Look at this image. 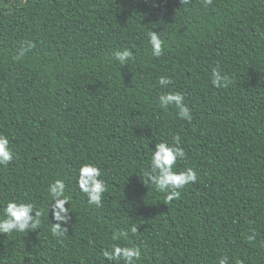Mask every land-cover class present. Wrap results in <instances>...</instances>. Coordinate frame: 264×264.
<instances>
[{
    "label": "trees",
    "instance_id": "16d2710c",
    "mask_svg": "<svg viewBox=\"0 0 264 264\" xmlns=\"http://www.w3.org/2000/svg\"><path fill=\"white\" fill-rule=\"evenodd\" d=\"M123 48L136 59L120 66ZM217 65L226 87L211 83ZM169 91L191 121L161 107ZM0 133L15 153L0 166V214L12 199L43 213L38 229L0 234V264H109L111 243L139 246V264H264V0H0ZM176 135V168L198 179L167 202L143 180L152 148ZM87 162L107 183L99 208L76 184ZM56 179L71 197L62 237Z\"/></svg>",
    "mask_w": 264,
    "mask_h": 264
},
{
    "label": "clouds",
    "instance_id": "9594fccd",
    "mask_svg": "<svg viewBox=\"0 0 264 264\" xmlns=\"http://www.w3.org/2000/svg\"><path fill=\"white\" fill-rule=\"evenodd\" d=\"M186 2V0H182ZM206 4H211L212 0H205ZM149 44L151 46V55L160 57L164 53L165 42L161 35L155 31L149 34ZM111 59L118 62L120 66L128 65L134 62L136 55L130 48L114 50L111 53ZM230 82L227 74H222L219 65L213 70V79L211 83L215 87H226ZM158 84L167 87L173 84L171 77L161 76ZM161 107L175 106L178 109L177 115L181 119L191 121L192 115L190 109L184 102V96L180 92L169 91L159 96ZM181 141L179 135L173 138L170 144L167 140H162L155 144L152 148L150 162L148 164V172L143 182L149 187L154 186L156 190L165 194L167 202L178 199L181 190L187 185L197 182V173L193 168H186L183 171L177 170L178 160L185 158V151L180 146ZM15 159V153L11 146L9 137L0 133V166L6 167ZM76 184L79 191L87 198L89 205H95L97 208L102 206L104 194L107 191V183L103 179L102 169L95 162H87L82 164L78 169ZM47 193L51 198L49 211L55 223H52L51 233L53 236L62 237L68 231L67 224L70 220L71 197L68 192V185L63 179H56L50 183ZM68 204L69 207H65ZM43 213L37 209L33 202L18 201L12 199L3 206L2 214H0V234H12L13 232L24 233L38 229L41 216ZM132 233L137 232V228L130 229ZM128 235L127 231L114 233L113 241H121ZM101 256L109 264H139L142 253L139 246L135 244L111 243L107 247L101 249ZM229 257L222 256L218 264H228Z\"/></svg>",
    "mask_w": 264,
    "mask_h": 264
}]
</instances>
